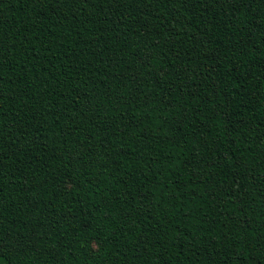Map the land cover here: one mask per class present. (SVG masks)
Listing matches in <instances>:
<instances>
[{
	"label": "trees",
	"instance_id": "obj_1",
	"mask_svg": "<svg viewBox=\"0 0 264 264\" xmlns=\"http://www.w3.org/2000/svg\"><path fill=\"white\" fill-rule=\"evenodd\" d=\"M0 264H264V0H0Z\"/></svg>",
	"mask_w": 264,
	"mask_h": 264
}]
</instances>
